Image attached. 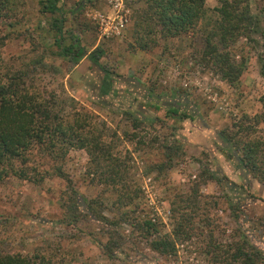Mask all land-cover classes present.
Instances as JSON below:
<instances>
[{"label":"rangeland","instance_id":"374dc122","mask_svg":"<svg viewBox=\"0 0 264 264\" xmlns=\"http://www.w3.org/2000/svg\"><path fill=\"white\" fill-rule=\"evenodd\" d=\"M218 1L205 0L208 15ZM123 3L126 5L125 0ZM250 3L259 17V26L256 33L236 43V58L242 65V73L235 85L200 62L199 32L206 22L202 21L197 31L159 39L158 45L151 49H132L128 45L132 24V10L128 6L125 29L118 35L101 33L98 14L110 15L111 0H63L68 16L65 29L72 24L73 35L87 51L96 46L102 50L100 62L114 77L113 89L108 94L100 92L102 71L89 60L73 65L50 54L57 50L46 33L51 18L39 10L38 0H23L14 27L9 26L8 20L0 19V35L4 36L0 53L5 65L13 68L22 59L43 54L49 66L45 72L37 68L36 85L59 98L73 97L78 106L105 124L106 139L115 145L116 152L129 159V180L139 186L138 197L130 206L137 221L151 217L157 222L160 234L170 233V199L186 191L193 179L200 181L201 172L208 167L216 173L218 181L207 180L199 188L206 196L202 202L209 201L202 204L207 207L202 212L208 210L211 221L218 225L214 227L215 235L229 242L233 229L239 228L264 252V171L260 174L262 178L253 177L225 154L217 137L219 129L236 122L242 127L250 124L253 131L249 136L264 140V116L259 100L264 93V77L259 72L258 61L264 42V0H250ZM74 19L80 24L76 25ZM68 34V31L64 33L65 43L69 41ZM50 65L56 68L49 69ZM145 94L157 96L161 106L158 109L145 106L142 109L145 116L152 119L133 128L127 110L132 111L136 102L145 103ZM166 102H179L194 118L177 119L168 114L163 105ZM243 114L252 120H242ZM124 131L136 132L137 137L128 140ZM174 138L181 147L171 168L146 173L151 164L163 161L162 145ZM261 157L264 161V156ZM87 161L84 150L71 149L61 164L67 180L46 174L39 184L12 176L0 181L1 250L59 252L60 246L71 257V264H208V256L202 252L208 238V227L199 220L203 214L194 219L195 233L176 241L175 252L167 255L149 248L148 239L135 221L121 224L125 237L110 257L98 244L106 239L105 227L89 217L74 226L61 221V198L66 191L73 192L68 185L75 190L83 211V199L109 194L107 187L91 181V176L85 173ZM261 167L264 168V162ZM102 188H106L104 192ZM210 203L215 206L209 208ZM105 208L104 212L115 210L109 199L105 200Z\"/></svg>","mask_w":264,"mask_h":264},{"label":"trees","instance_id":"16d2710c","mask_svg":"<svg viewBox=\"0 0 264 264\" xmlns=\"http://www.w3.org/2000/svg\"><path fill=\"white\" fill-rule=\"evenodd\" d=\"M125 4L132 10L130 48L151 49L158 45L159 39L168 40L197 31L204 21L205 27L199 32L202 39L200 62L230 85L239 81L242 65L236 58V43L240 38L256 33L259 26V17L251 8L250 0H219L212 8L211 15L207 14L205 0H125ZM38 5L39 10L48 13L51 18L46 33L53 39L52 45L57 50H52L50 54L73 65L83 59L89 60L102 71L100 92L110 93L114 77L112 71L100 62L101 48L96 46L87 51L73 35L74 26L70 24V28L65 29L68 16L63 8V0H38ZM21 6L23 0H0V19L8 20L9 26L14 27ZM74 21L76 25L80 24L77 19ZM67 31L69 41L65 43L64 33ZM3 39L4 36L0 35V45ZM262 48L258 61L259 72L264 77V42ZM42 55L22 59L19 66L13 68L5 65L0 53V181L12 176L39 184L46 174L67 180L62 162L69 150H84L88 156L85 173L91 176V181L107 187L102 191L106 189L109 194L83 199V211L75 190L68 185L73 192L68 190L61 198L63 212L60 220L74 226L81 219L89 217L105 227L103 232L106 239L99 240L98 244L108 257L113 256L114 251L122 245L125 237L121 231L123 223L135 221L133 223L148 239L149 248L167 255L175 252L176 241L188 239L195 233L194 219L203 214L204 217L199 220L208 227V238L202 252L208 256V264H264V252L253 245L239 228L233 229L229 242H223L215 235L214 227L218 225L211 221L208 210L202 212L207 209L202 204L209 201L202 202L206 196L199 188L207 180L218 181L216 173L209 171L208 167L201 172L200 181L193 179L186 191L176 193L170 199V233L160 234L157 222L151 217L137 221L130 206L138 197L139 186L129 180V159L116 152L115 145L106 139L105 124L97 122L94 114L78 106L73 97L65 95L59 98L56 93L46 92L36 85L35 79L39 77L37 68L45 72L49 66ZM55 68L50 65L49 69ZM143 98L156 109L161 105L153 94H145ZM259 100L264 116V93ZM163 105L166 112L177 119L194 118V114L179 102H166ZM127 114L131 116L133 128L146 121L131 110H127ZM241 119L252 120L247 114H243ZM245 126L233 122L229 127L219 129L217 137L226 155L235 159L253 177L260 179L264 171L261 167L264 162L261 157L264 156V140L250 137L253 128L250 124ZM123 134L128 140L137 137L136 132L124 131ZM162 146L163 161L151 164L146 173L152 169L163 172L171 168L181 144L174 138ZM45 162L48 163L46 167ZM107 199L115 207L112 213L110 210L104 212ZM214 206L210 203L209 208ZM58 249L59 252L35 249L28 253L0 249V264H71L72 259L67 252L60 246Z\"/></svg>","mask_w":264,"mask_h":264},{"label":"built area","instance_id":"2783aa9c","mask_svg":"<svg viewBox=\"0 0 264 264\" xmlns=\"http://www.w3.org/2000/svg\"><path fill=\"white\" fill-rule=\"evenodd\" d=\"M110 15L98 14L101 33L104 35L120 34L129 20V9L123 0H111Z\"/></svg>","mask_w":264,"mask_h":264},{"label":"crops","instance_id":"0c3cea01","mask_svg":"<svg viewBox=\"0 0 264 264\" xmlns=\"http://www.w3.org/2000/svg\"><path fill=\"white\" fill-rule=\"evenodd\" d=\"M159 103V102H158ZM161 104V103H160ZM147 105H150V103H148V101H146V99H145V103H141V104H139V103H134L133 104V107L134 108H132V112L135 114V115H141L142 117H144L145 118V120H149V119H152V118H150V117H148V116H146L145 117V111L144 110H142V109H144V107L145 106H147ZM151 106V105H150ZM159 106H161V105H159ZM153 107V106H152ZM130 109H131V107H130ZM138 109V112H135V110H137ZM156 109V108H155ZM158 109V108H157Z\"/></svg>","mask_w":264,"mask_h":264}]
</instances>
